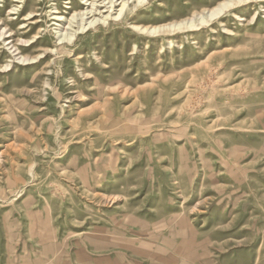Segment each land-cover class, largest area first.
<instances>
[{"label":"rangeland","instance_id":"obj_1","mask_svg":"<svg viewBox=\"0 0 264 264\" xmlns=\"http://www.w3.org/2000/svg\"><path fill=\"white\" fill-rule=\"evenodd\" d=\"M20 1L0 0V264H164L170 236L180 264H264V0L145 36L225 0L90 31L111 0Z\"/></svg>","mask_w":264,"mask_h":264},{"label":"bare ground","instance_id":"obj_2","mask_svg":"<svg viewBox=\"0 0 264 264\" xmlns=\"http://www.w3.org/2000/svg\"><path fill=\"white\" fill-rule=\"evenodd\" d=\"M118 1H120V0H118ZM147 1L148 0H122L120 2V4L117 6V2L115 3L114 0H111L106 6H104L106 9H108L107 13H109V14L107 16H105V17L99 18V20H98V18H96L95 14H94L90 18V19L93 18L92 21H90V23L88 22L89 26L92 25V27L88 31L93 29L94 28V24H96L97 22H103V23L98 24L100 26V25H105V24L111 22L112 20H115V21L120 20L123 17V15L127 12V10L131 7V5L133 3L137 2L138 5H139V4H143L144 2H147ZM245 1H248V0H225L224 2L220 3V5H218L216 8L211 9V10H207V11H205V12L199 14V15L193 16L192 18H189V19H185V20H182V21H176V22H172V23H169V24L160 25V26H156V27H151V26L150 27H146V26L140 27V26H136V25L133 26L132 25V28H133L134 31L139 32L140 34H144V36L147 35V34H149V35L176 34V33H179L180 31L189 30V29H195V28H197V27H199L201 25L208 24L210 21L214 20V18H216L217 16L221 15L226 9H229V8L235 6L238 3H244ZM22 2L24 3V0ZM93 6H95L96 8L94 10L88 11V13H86V14H82L81 18L85 17V15H91L92 13H94V12L96 13L97 11H99L97 3H95V4L93 3ZM116 7H120V9L117 11L116 14H113V12L115 11ZM33 14H34V11H32L31 14L28 17H32ZM75 19H76V17H73V21ZM54 20L55 21H61V20H63V16L56 17ZM73 21L71 19L68 24L69 25H73ZM87 25H84V20L82 18V26H81L82 28H81V30L84 31L86 28H88V27H86ZM97 26H95V27H97ZM64 31H65V29H64ZM67 31H69V30H67ZM70 32H69V34H70ZM69 34L67 32H64V34L61 36V37H63L62 41H65L64 43L60 44V45H63V47L61 49H64V48H66L69 45L70 46L73 45V40L75 39L77 32L75 34H73V35H69ZM4 35H5V33H2L1 37H3ZM39 35L40 34H38L37 37L33 39L34 41L32 42V44L43 43L40 40ZM38 58H39V56H38ZM35 59L36 58H33V59L24 58L21 61H23L22 63H24V62H28V61L31 62V60L34 61Z\"/></svg>","mask_w":264,"mask_h":264},{"label":"crops","instance_id":"obj_3","mask_svg":"<svg viewBox=\"0 0 264 264\" xmlns=\"http://www.w3.org/2000/svg\"><path fill=\"white\" fill-rule=\"evenodd\" d=\"M178 238L176 236L164 238L166 245L161 248L160 254L161 258L165 260L164 264H180V260L185 258V241L180 243V238Z\"/></svg>","mask_w":264,"mask_h":264}]
</instances>
